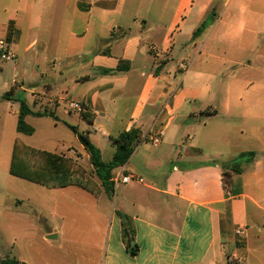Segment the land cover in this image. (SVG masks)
Segmentation results:
<instances>
[{"label":"crops","instance_id":"obj_1","mask_svg":"<svg viewBox=\"0 0 264 264\" xmlns=\"http://www.w3.org/2000/svg\"><path fill=\"white\" fill-rule=\"evenodd\" d=\"M34 4H28V29L39 30L46 10ZM118 4L75 0L73 11L84 17L83 24L76 30L71 24L54 28L59 33L45 45L53 51L49 73H40L28 91L15 78L10 88L15 86L14 95L30 93L25 101L32 112H51L56 122L62 115L66 127H74L71 115L77 114V127L83 125L77 131L88 134L103 162L113 157L111 138L139 130L141 141L120 170L141 182L120 184L113 196L101 189L96 197L76 186L43 187L67 197L48 215L54 224L42 236V253L8 259L19 264H260L264 0H179L159 43L153 40L159 26L137 17L126 21ZM20 5L21 0H0V41L14 56L21 51L25 12ZM99 21L107 22L103 32ZM119 62L128 69L116 71ZM4 94L0 105H17L10 112L16 131L19 107ZM69 102L79 103L86 117L70 111ZM16 137L10 129L5 132V122L0 125V156L11 159ZM74 137L75 151L88 161ZM238 227L245 228L243 240L235 235Z\"/></svg>","mask_w":264,"mask_h":264},{"label":"rangeland","instance_id":"obj_2","mask_svg":"<svg viewBox=\"0 0 264 264\" xmlns=\"http://www.w3.org/2000/svg\"><path fill=\"white\" fill-rule=\"evenodd\" d=\"M31 3H35L34 5L38 8L41 7L46 10L44 14L39 15L42 22L39 30L28 29L27 20L31 17L28 4ZM74 3L75 0H39L37 2L35 0H21L20 8L25 12L21 15V51L8 62L0 60V95L9 91L13 78L20 81L23 84V89L28 91L34 87L32 85L38 84L40 73L42 75L49 73L50 64L48 61L53 51H51L49 46L45 45H48L49 41H51L49 43L51 45L53 36L59 33L54 28L63 24H71L74 26L73 29L76 30L78 26L83 24L84 17L77 15L73 11ZM178 5L179 0H119L118 4L125 12L124 18L126 21L128 20L129 22V17L130 20L137 17L138 20H145L147 24L159 26V29H157V32L153 36L155 43H159L163 39L164 31L167 29L172 18V13ZM37 7L35 9L39 10ZM106 23L103 25L99 21L96 24L97 29L103 32V27L107 25ZM49 24L51 27H49ZM172 33L170 31L166 39H169ZM34 40L36 41L35 46L29 49V51L22 53L25 46ZM157 54L159 57L163 56L160 52ZM210 67L213 70L216 66L211 65ZM27 93L20 91L13 97L29 102L30 93ZM41 110L40 108L38 111ZM16 111V104L3 103L0 105V125H3L5 122L6 133H9L10 129V133L12 132L17 135L16 139H19L25 146L49 153L55 152L57 155L70 160L75 167L84 172L86 178L99 184L89 162L85 160L81 153L75 151L74 134L61 122L62 115L57 114L59 118L57 122L49 117L26 118L25 122L34 129V133L31 136H24L18 135L13 126L16 123V116H13L10 112L14 113ZM48 111H51V109ZM79 115L82 116L83 113H79ZM71 118L74 120L72 125L78 131H82V122L80 121L81 125L78 127L75 122L78 119L77 114H72ZM61 150L65 151L62 152ZM9 161V154H1L0 259L18 258L29 253L33 255L42 253L40 250L44 247L42 236L46 229L54 224L50 223L51 220L48 215L51 213L55 202L67 197L63 194V191L47 190L27 181L11 177L8 174ZM114 193L115 188L113 189L112 196ZM34 210L40 211L41 216L39 217L34 214ZM260 261V264H264V257ZM252 264L258 263L254 261Z\"/></svg>","mask_w":264,"mask_h":264},{"label":"trees","instance_id":"obj_3","mask_svg":"<svg viewBox=\"0 0 264 264\" xmlns=\"http://www.w3.org/2000/svg\"><path fill=\"white\" fill-rule=\"evenodd\" d=\"M199 32L200 31L197 30L194 36ZM127 69V63L119 62L116 71H125ZM103 73L106 74L108 72L105 71ZM14 91L15 86H12L10 90L4 94L3 99L18 104L19 108L16 124V132L18 134L31 136L34 133V129L25 122L27 116H47L56 120L51 112H32L24 99L13 97ZM82 116L86 117V114L84 113ZM67 127L77 137L79 144L87 154L89 164L99 184L86 178L84 172L75 167L70 160L54 153L27 147L18 139H15L13 143L8 170L9 175L47 189H61L68 186H76L95 197L99 195L101 189H103L108 196H111L114 189V184L111 179L115 172L126 164L134 148L141 141V132L133 129L121 133L116 138H111L110 141L114 148V154L111 161L103 162L99 150L91 144L87 133L78 132L75 127L70 125ZM232 168L234 172H239L236 164H234ZM120 217L123 220H127L126 216L120 215ZM0 264H19V262L13 259H4L0 261Z\"/></svg>","mask_w":264,"mask_h":264},{"label":"built area","instance_id":"obj_4","mask_svg":"<svg viewBox=\"0 0 264 264\" xmlns=\"http://www.w3.org/2000/svg\"><path fill=\"white\" fill-rule=\"evenodd\" d=\"M15 58L14 54L11 52L9 46L5 44L3 41H0V60H3L4 62L10 61L11 59ZM68 108L70 111L81 113L83 111V108L81 105L77 102H69ZM153 144L158 143V139L154 138L152 140ZM112 183L116 187L118 184H128L130 182L136 181L141 182L140 179H137L133 176L124 174L122 170H118L115 172L113 178L111 179ZM235 235L239 240H243L246 237V231L244 227H238L235 230Z\"/></svg>","mask_w":264,"mask_h":264}]
</instances>
